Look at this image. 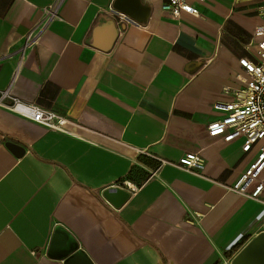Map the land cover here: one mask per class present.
Instances as JSON below:
<instances>
[{
    "label": "crops",
    "instance_id": "0c3cea01",
    "mask_svg": "<svg viewBox=\"0 0 264 264\" xmlns=\"http://www.w3.org/2000/svg\"><path fill=\"white\" fill-rule=\"evenodd\" d=\"M52 1L0 0V88L20 62L11 92L69 120L57 132L0 108V264H65L47 255L57 225L92 264H229L264 232V206L223 187L253 153L206 127L233 99L223 88L243 85L256 1L205 0L175 19L165 0H127L137 22L115 0H63L24 47ZM187 153L201 175L176 167ZM115 186L129 192L119 207L102 196Z\"/></svg>",
    "mask_w": 264,
    "mask_h": 264
},
{
    "label": "built area",
    "instance_id": "2783aa9c",
    "mask_svg": "<svg viewBox=\"0 0 264 264\" xmlns=\"http://www.w3.org/2000/svg\"><path fill=\"white\" fill-rule=\"evenodd\" d=\"M63 0H53L45 5L41 21L24 36L23 46H32L40 37L50 21L58 17L59 7ZM205 0H165L161 9L171 18H180L183 14L199 16L198 5ZM256 1V14L261 22L254 27L251 40L256 46L252 58L239 59L243 76L239 77L243 85L239 88H223V92L231 94L228 102H216L213 108L222 115L207 124V133L211 137H219L225 142L240 140L241 151L253 153L247 167L236 180L224 185L226 191L264 206V0ZM112 9V8H110ZM123 15H119L122 18ZM127 18V17H125ZM20 71L17 62L11 75L10 84L0 88V108L7 109L34 123L48 129L64 132L69 120L51 110L44 109L35 103L24 102L15 96L10 85ZM203 158L197 154H184L177 168L201 175L199 169Z\"/></svg>",
    "mask_w": 264,
    "mask_h": 264
},
{
    "label": "water",
    "instance_id": "95a60500",
    "mask_svg": "<svg viewBox=\"0 0 264 264\" xmlns=\"http://www.w3.org/2000/svg\"><path fill=\"white\" fill-rule=\"evenodd\" d=\"M127 0H115L112 9L120 12L133 21H142L146 14L136 17L137 9L133 8ZM144 16V17H143ZM5 145L15 154L20 155L24 149L13 143L6 142ZM102 196L113 207L121 206L129 196V192L121 186L109 187L102 192ZM59 254L65 264H92L88 256L79 248L77 241L69 234L64 227L57 225L48 246L47 255L55 256ZM229 264H264V232L258 233L231 259Z\"/></svg>",
    "mask_w": 264,
    "mask_h": 264
}]
</instances>
